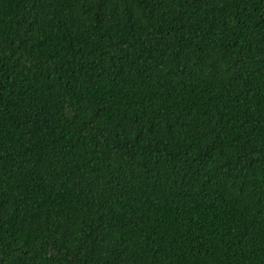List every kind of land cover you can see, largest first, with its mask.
I'll return each instance as SVG.
<instances>
[{
	"label": "trees",
	"instance_id": "obj_1",
	"mask_svg": "<svg viewBox=\"0 0 264 264\" xmlns=\"http://www.w3.org/2000/svg\"><path fill=\"white\" fill-rule=\"evenodd\" d=\"M0 264H264V0H0Z\"/></svg>",
	"mask_w": 264,
	"mask_h": 264
}]
</instances>
